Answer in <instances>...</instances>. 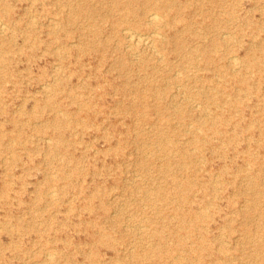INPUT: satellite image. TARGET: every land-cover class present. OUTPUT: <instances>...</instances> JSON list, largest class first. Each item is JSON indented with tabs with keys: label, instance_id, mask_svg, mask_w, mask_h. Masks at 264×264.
Here are the masks:
<instances>
[{
	"label": "rangeland",
	"instance_id": "374dc122",
	"mask_svg": "<svg viewBox=\"0 0 264 264\" xmlns=\"http://www.w3.org/2000/svg\"><path fill=\"white\" fill-rule=\"evenodd\" d=\"M0 1V264H264V0Z\"/></svg>",
	"mask_w": 264,
	"mask_h": 264
},
{
	"label": "bare ground",
	"instance_id": "6f19581e",
	"mask_svg": "<svg viewBox=\"0 0 264 264\" xmlns=\"http://www.w3.org/2000/svg\"><path fill=\"white\" fill-rule=\"evenodd\" d=\"M112 1L116 4H118L120 0H112ZM121 3H123L125 6L128 7L126 10L129 13L132 12L133 15L136 16V22L138 23L137 25H134V28H133V26L132 27L124 26L121 28L125 39H127V41L129 42L128 46L132 45V47L134 46V48L153 49L154 38L157 34H160V32L156 30V28H158V26H160V24H161V18L162 17L161 16H160L161 18L159 17V13L168 12V8L171 6L170 2H161L160 0H153V1H151V0H121ZM1 7L2 6H1V1H0V34H1V32H4L6 27H8L4 24H6L7 22L13 21L9 16V12H10L9 8H7V10H3V9L1 10ZM127 15L128 14L126 13V16ZM138 27H140V28L142 27V29H149L151 31V34L145 35L144 33L137 32ZM167 27H168V23L165 22V24L162 25V29H165ZM160 37H161V35H160ZM180 37H181V31L175 30V32H173L172 36H170L169 38H167V36H166L165 41L167 44H169L171 41H173L175 43V46L177 48H180L182 46L181 42L179 41ZM153 50L155 51L156 47ZM167 52H168V54L170 53L169 50ZM157 53L158 52L156 51L155 54H157ZM253 54L254 53H253L252 49L248 50V52H246V58H244V62L241 64L242 68L246 69V72H248V71L259 72V70H260L259 61L256 60V58H255V56H253ZM157 55H159V53ZM135 58H136V56H135ZM236 58L233 56L229 57V61L233 66L238 65V60ZM43 87L45 88V86H43ZM229 103L235 104L234 100L225 101L223 104L228 105ZM223 121H225V120H223ZM218 122L219 121H218L217 117H215V116L213 118H211V120H210L211 124H216ZM190 188H191V182L189 180H186L185 182H182L181 187H179V191L187 192L188 190H190ZM187 210H189V214H190L189 217L191 218V220L189 222H185V218H184L185 216H179V217L174 216V219H176V221L178 222L177 227L179 226L181 228V230H184L187 233H191L192 230H195V232H196L195 235L197 237H199V236L202 237V239L200 238V240L198 242V247H197L198 253H199V255H201V252L207 250V248L204 247L206 239L204 237L205 234L199 233L201 231V229L199 227V224H197V223L200 220V218L203 217L205 214H203V212H202L203 210H198V211L193 212L192 210H194V209H192L191 206H188ZM260 214H261L260 216L264 219V210H262V212ZM197 219H198V221H197ZM174 233L177 235L179 234V232H177L176 230H174ZM155 234L158 238L161 237V231L160 230H158L157 233H155ZM199 246H202V247H200V249H199ZM158 253H159V251L157 252V254Z\"/></svg>",
	"mask_w": 264,
	"mask_h": 264
}]
</instances>
